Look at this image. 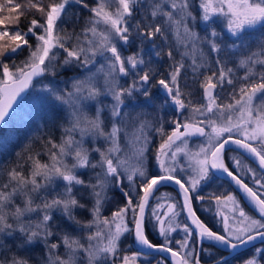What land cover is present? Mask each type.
<instances>
[{"label": "snow or ice", "instance_id": "6c2138e0", "mask_svg": "<svg viewBox=\"0 0 264 264\" xmlns=\"http://www.w3.org/2000/svg\"><path fill=\"white\" fill-rule=\"evenodd\" d=\"M82 10L90 15L77 31ZM5 11L0 122L22 93L35 91L60 135L41 137L38 150L30 139L15 161L0 160V264H168V256L171 264H202V254L228 264L213 249L231 255L264 241V0H5ZM163 57L166 73L154 66ZM188 70L198 87L188 84ZM221 176L236 191L198 194ZM167 183L181 200L155 197ZM116 194L122 201L105 215ZM205 199L222 231L194 211L193 200ZM182 213L190 223L178 221ZM150 222L162 242L149 238ZM177 230L184 237L173 246ZM205 240L207 249L197 247ZM253 247L241 264H264V248Z\"/></svg>", "mask_w": 264, "mask_h": 264}, {"label": "trees", "instance_id": "16d2710c", "mask_svg": "<svg viewBox=\"0 0 264 264\" xmlns=\"http://www.w3.org/2000/svg\"><path fill=\"white\" fill-rule=\"evenodd\" d=\"M15 2L23 3L24 0H15ZM88 2L90 4H92L94 2V0H88ZM4 3H5V0H0V4H4ZM73 10H75V9H73ZM7 14H8L7 11H5L4 13H0V15H7ZM30 15H35L37 17L39 16V14L35 13V12L31 13ZM89 15H90V13H88L87 10L81 11L79 23L75 25V28L77 31H79V29L83 26L85 19ZM28 18H30V17H26V18L21 20L20 27L22 29H26V27L28 26V23H27ZM72 27H73V24H68L69 29H71ZM260 31H261L260 29H257L256 32L253 33V35H252L253 41L256 40V36L259 34ZM157 43L159 44L160 41L157 40ZM135 45H136L135 48H137L139 45V41H137L135 43ZM145 47H147V45ZM253 50H255V45H253ZM26 55H27V50H25V52L21 53L20 55L16 56L14 58L15 62L19 63L21 60H23L25 58ZM163 58H165V57H163ZM7 62L10 64L12 63L11 60H9ZM168 65L167 64H165V65L158 64V65H154V66L158 67L160 72L166 73V71L168 69ZM229 66L232 67L233 64H229ZM244 71H245L244 69H237L236 73H235L236 77L243 76ZM70 74L71 73L65 74V78H66V75H70ZM186 76H187V82L191 87H198V86L192 85V79H191L192 73L190 70L187 71ZM59 81H61L60 77H58L55 82L57 84H60ZM181 83L183 85L184 77H182ZM229 91H230V89H229ZM28 93H29V91L27 92L25 97L28 95ZM201 95H202V93L197 91L194 99H198ZM31 110L32 111H30V113H29L30 116H29L27 123L25 125L19 127V128H15L13 130L12 137H10L8 140H6V142H4L0 146V160L15 161L16 153L19 152L28 143V141L30 139L35 140L34 148L36 150H38L39 140L41 137L47 138L49 133H54L57 138L59 137V135H60L59 129L54 128L51 124L50 109L47 105H45V106H40V105L34 106V107H32ZM149 114L150 115L147 118H151L152 113H149ZM167 117H168V115H165L164 118L166 119ZM153 135H155V134H153ZM157 142H158V138L155 137V139L152 142L153 153H155V148L157 147L155 144ZM154 165H155V162H154V156H153L149 159V170L150 171H152ZM257 174L259 175L260 173L257 171ZM245 180H246V182L251 183V179L245 178ZM171 199L173 201L177 200L174 192H172V191H171ZM116 201H122V198L118 194H116V199L113 201V203L106 206L107 211L105 212V215H110V212L115 209V207L117 206ZM180 219H181V223H185V221L182 218V215H180ZM161 240L163 241V239H161ZM203 245L206 247L209 246L206 244H203ZM216 252H217V250H216ZM227 261H228V264H237V263L241 262L242 259L240 256H238V257L235 256L232 259H227Z\"/></svg>", "mask_w": 264, "mask_h": 264}, {"label": "flooded vegetation", "instance_id": "af4514ba", "mask_svg": "<svg viewBox=\"0 0 264 264\" xmlns=\"http://www.w3.org/2000/svg\"><path fill=\"white\" fill-rule=\"evenodd\" d=\"M134 45V44H133ZM136 48H134L132 51H135ZM151 112L152 109H150ZM149 111V110H148ZM150 112V111H149ZM150 112V113H151ZM155 136V135H154ZM158 138V142L155 144L156 146L159 145L160 143V138ZM152 144H151V151L149 152V159L151 157L154 156V153H153V148H152ZM229 156H235L236 154L233 153V152H229L228 154ZM228 163L229 165L232 164V161L231 160H228ZM245 163H249L251 164L254 168L255 166L245 158ZM258 171V170H257ZM259 172V171H258ZM260 173V172H259ZM246 178V177H245ZM252 183V181H251ZM251 183H249L251 185ZM171 191L174 192V190L167 186V185H161L160 188H159V191L156 192L155 194V197H161V196H170L171 197ZM212 191H215L217 193L219 192H229V191H234L230 186L229 184L220 179V181H218V186L217 185H213L212 188H205L203 191H200L198 194L199 195H202V196H205L207 197L209 195L210 192ZM175 196H176V199L178 200V197L176 195V193L174 192ZM153 197L151 199V207L147 208L146 209V212L149 214V216L151 215V210H152V207H154L156 205V203L158 202L157 199ZM172 200V199H171ZM164 201H160V203H163ZM171 202V201H169ZM244 208L246 211L250 212L251 214H253L246 206L245 204L242 202ZM209 207H211V210H206V209H209ZM193 209L194 211L196 212L197 216L202 220V222H204L208 227H210L212 230L214 231H222V224L219 220V218L216 216V205L214 202L212 201H209L208 199H205L204 201H199V200H193ZM182 215V214H181ZM254 215V214H253ZM182 218H183V215H182ZM178 221L181 223V219H180V216L177 217ZM184 220V218H183ZM154 222V221H153ZM183 224V223H182ZM148 235H149V238L153 240V242H156V243H160L162 242L161 238L155 231L154 229L152 228V222L149 223V226H148ZM183 235L184 233L182 231H179L177 230L176 232L172 233V237H173V245L175 246V240H181L183 239ZM130 240L131 238H129L128 240H125V246H127L129 243H130ZM255 247H260V248H264V242H260V243H257V244H254ZM203 248L207 249L208 247L202 245ZM131 248L132 250H135L132 245H131ZM254 247L253 245L252 246H249L229 257H227L226 259H232L234 258L235 256L238 257L240 256L242 260L250 257L252 255V251H253ZM217 249H213V252L217 254V256H223L225 254V252H223L222 250L218 249V251L216 252ZM158 257H161L159 255H157ZM209 262H212L211 260H209L208 256L206 254H202V263L205 264V263H209Z\"/></svg>", "mask_w": 264, "mask_h": 264}, {"label": "rangeland", "instance_id": "374dc122", "mask_svg": "<svg viewBox=\"0 0 264 264\" xmlns=\"http://www.w3.org/2000/svg\"><path fill=\"white\" fill-rule=\"evenodd\" d=\"M135 46L136 45L134 44V45H132L131 48H127L125 50V55L130 54L132 52V50L135 48ZM153 59L155 60L156 58L153 57ZM160 64L161 65H165V64L168 65L169 64V61L167 60V57L163 58L162 59V62ZM59 82H60L61 86H63L62 85V82L61 81H59ZM35 95H36L35 91L29 92L28 95L24 99H22L20 101L21 103L18 104V106H16V108L13 111V113L7 118V120L5 121V123L3 124V126L0 128V146L4 142H6V140H8L10 137H12L13 130L15 128H19V127H21V126H23V125H25L27 123V121L29 119V116H30L29 113H30V111H32L31 110L32 107L39 105L35 101ZM160 95L161 96L163 95L162 90H160ZM150 109L151 108H149L148 110L151 112ZM187 114L188 113L185 112V115H187ZM165 115H168V117L166 119H169L173 115V113L172 112H166ZM197 143H199V141H192V146L194 147L195 144H197ZM154 162H155V160H154ZM246 178L251 179L249 176H246ZM224 211H227V209H224ZM183 237H184V235H183ZM254 252H255V248L253 249L252 254H254ZM241 262H239L237 264H241Z\"/></svg>", "mask_w": 264, "mask_h": 264}, {"label": "water", "instance_id": "95a60500", "mask_svg": "<svg viewBox=\"0 0 264 264\" xmlns=\"http://www.w3.org/2000/svg\"><path fill=\"white\" fill-rule=\"evenodd\" d=\"M26 93H27V91H26L25 93H22L21 96L17 99L16 103L14 104L13 109L10 110V115H11L12 112L14 111L16 105H17V104L21 101V99L26 95ZM10 115H9V116H10ZM9 116H8V117H9ZM8 117H6V120H7ZM6 120H5V121H6ZM5 121L0 122V128L3 126V124L5 123ZM245 158H246L247 160H249V161L255 166V168L259 171V169H258V165L256 164V162H255L250 156L245 155ZM217 175H221V174L218 173ZM221 179L224 180V181H226V182L229 184V186H230L234 191H236L235 185L232 184V183L228 180L227 177H225V176H221ZM164 185H167V186L171 187V188L174 190V192L176 193V195H177V197H178V200H181V197H180V195H179V188H178L177 185H175L174 183H167V184H164ZM237 194H238V195H242V194H239V193H237ZM242 202L245 204V206H246V207H247V208H248V209H249L254 215L256 214L255 211H254V209L251 207V205L248 203V201H247L246 199H242ZM181 203H182V201H181ZM182 215H183V218H184L185 223H190V222L187 220V215H186V213H182ZM260 242H264V241H261L260 239H257V240L253 241L252 243H250V244H248V245H245V246H242V247L236 249L235 252H232L231 255H233V254H235V253H237V252H239V251H241V250H243V249H245V248H247V247H249V246H252V245H254V244L260 243ZM203 244H207V245H209V242L205 240V241L202 242V245H203ZM202 245H198L197 247H201ZM132 247H133L134 249H136L137 246H136L135 244H132ZM217 249H220V250H222L223 252H225V254L223 255L225 258L231 256V255H229V251H230V250L224 249L222 246H217ZM156 255H159V256H161V257H165L167 254H165V253H158V254H156ZM167 259H168V264H171V258H170V256H168ZM202 264H203V263H202ZM205 264H212V262L205 263Z\"/></svg>", "mask_w": 264, "mask_h": 264}]
</instances>
